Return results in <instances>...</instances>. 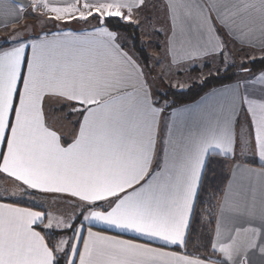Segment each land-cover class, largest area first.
I'll return each mask as SVG.
<instances>
[{
  "label": "snow or ice",
  "instance_id": "obj_1",
  "mask_svg": "<svg viewBox=\"0 0 264 264\" xmlns=\"http://www.w3.org/2000/svg\"><path fill=\"white\" fill-rule=\"evenodd\" d=\"M29 2L42 24L86 27L42 29L0 49V174L15 185L0 191V264H264V71L249 75L245 61L229 62L224 41L264 49V0L163 3L170 65L207 67L208 58L223 57V72L240 76L219 103L199 110L195 128L184 113L165 115L172 105L153 98L144 67L120 40L119 29L140 27L151 0ZM25 12V4L0 0L5 19L18 22ZM257 84L258 98L249 91ZM53 103L67 109L64 119L75 117L67 134L50 123ZM237 148L261 168L240 163ZM218 157L232 159L234 179L204 252H190L202 181ZM37 195L70 199L80 211L65 218L18 206ZM97 225L136 239L93 231ZM53 228L71 235L53 245L43 234Z\"/></svg>",
  "mask_w": 264,
  "mask_h": 264
},
{
  "label": "crops",
  "instance_id": "obj_2",
  "mask_svg": "<svg viewBox=\"0 0 264 264\" xmlns=\"http://www.w3.org/2000/svg\"><path fill=\"white\" fill-rule=\"evenodd\" d=\"M53 2L57 3V4H60V3L63 2V0H53ZM152 2L156 3V5H158V7L160 6V8L163 9V3L165 2V0H151V3ZM24 15H25V13L19 14L18 22H17V19L15 17H8L7 19H5L3 16H0V31H6V30H9L11 28L12 29H17V28L23 27ZM163 18H164V21L161 23L162 24V28H158V29H161V30H160V32H157V33H160L161 39L164 42V46H166V37L165 36L167 34V29H168V26H169V19L166 18L164 9H163ZM40 32H41V30L39 31V33ZM51 32H54V31H51ZM51 32H46V33H51ZM221 35H223V31H221ZM32 36L34 37L35 34L32 35ZM224 41H225V43L228 46L227 47V51H231L233 49H240V50L250 51V52H254V53H264V49H261L260 47H244V48H242L240 43H238V42H236L234 40H229L227 36L224 37ZM10 46H12V44L8 43L7 46H5L3 48H0V49H7ZM125 50L130 55L133 56V54L128 50L126 45H125ZM166 60L168 61L167 64L169 66H172V68L173 67H178V66H184V64H190V63H195V62L199 61V60L184 61L182 64H179V65H170L171 57L169 56L168 53L166 55ZM157 67H158V65H157ZM144 71H145V69H144ZM145 73H146V71H145ZM259 73L260 72H258V73H250L249 75H259ZM237 77H236V79L233 82H231L229 84L213 88L217 92L216 95H213V89H211V90L205 92L196 101H194L192 103H188V104H185V105H181V106L175 107L173 109H170L169 111H167V113L165 115L166 116H170L173 110H175L178 113H184V115L186 117V123L188 124V126L193 127V128L198 127V123H197V120H196V114L199 112V110L204 108L210 102L211 103H219V101L222 99V96L219 95V93H221L225 87H228V86L234 87L235 84H236V81L240 79V76L238 78ZM147 78H148V82H149V84L151 86V91H152L153 98H154L153 82L149 79V77H147ZM259 89H260V85L257 84V85H255L254 88H250L249 91L253 94L254 97L258 98L259 95H260ZM241 91L243 92V89H241ZM45 110L48 113L50 123H52L55 127L59 128L61 131H63L65 134H67V132L72 127V121L75 120V117L74 116H69V117H67V119H64L63 115H64V113L67 112V109H64L63 111H61V110H59V108L54 103L52 105H50V106H46ZM245 120H246V114L244 112H241L239 114V122L242 124V123L245 122ZM237 127H238V125H237ZM236 157L238 158V161L240 163H242L243 165H245L247 167H250V168L255 169V170H259L261 168V163H260L258 157L254 156L250 152H246V151L245 152H241V150L239 148H237ZM220 158H222V159H224L226 161L225 163H226V166H227V179H226V183L224 185L222 196L220 197L219 203H220L221 199L224 196L225 189H226L227 185L230 182H232L233 179H234L233 173H232V165H233L232 159L231 158H223V157H220ZM236 179H238V176L236 177ZM14 186L15 185H14V182H13L12 178L7 177L6 174H0V191L7 190L10 193V192L13 191ZM52 200L66 201L67 204H64L65 206L72 205V201L70 199H57L55 196H52V195H37L34 198H26L25 202L22 203V204H19L18 206H21V207H32V209L34 211H43V212L48 213V210H50V211L54 210L52 208V204H50V202ZM74 210L73 211L76 212L77 214L80 211L79 209H74ZM217 213H218V211H217ZM45 222H47V220H45ZM77 223H79V222H77ZM214 227H215V222H214V226L212 227V230L210 232V237L213 235ZM86 231L87 230L85 229V234H86ZM93 231H103L105 234H108V235H120V237L123 238V239H129V238L136 239L134 234H132V233L119 234V233L116 232L115 229H106L103 225L94 226L93 227ZM49 233L56 234V239L51 241V244H53V245L58 240H60L61 238H67L68 236L71 235V233H63V232H60L59 230H57L55 228H53L52 230L48 231L47 233H43V234H49ZM138 242H144V241L143 240H138ZM157 245H158V242L153 244V246H157ZM257 264H258V257H257Z\"/></svg>",
  "mask_w": 264,
  "mask_h": 264
},
{
  "label": "trees",
  "instance_id": "obj_3",
  "mask_svg": "<svg viewBox=\"0 0 264 264\" xmlns=\"http://www.w3.org/2000/svg\"><path fill=\"white\" fill-rule=\"evenodd\" d=\"M62 28L56 27L55 31ZM43 31L48 32L49 29ZM118 31L119 34H121L128 40L129 47L126 44H123L126 45L133 56L139 60L144 69L147 68L149 55L147 53L145 43L142 42L140 38L139 29L136 28L134 30L132 27H126L121 28ZM133 41L135 42V46H133ZM141 43H143L144 45L142 57L139 55ZM7 45L8 42H5L0 45V48H3ZM260 57L255 58L253 63H248L247 61L249 59L245 60V66L251 68V73L264 71V63L260 61ZM235 64L237 65V63ZM207 65V67H203L204 71L206 72L203 74L202 79H204L205 77L207 78V83H205L203 86H201L202 79L196 80V77L200 76L199 72H201V70H199L197 67H193L192 73L196 72V75L194 76L196 81L191 83L185 89H173L166 86L165 83L160 82V85L154 88V99L159 100L161 104H163L164 101L167 100L172 105V107L168 109L169 111L170 109H173L175 107L192 103L199 99L205 92L213 88L229 84L233 82L237 77V75L234 74L237 72L236 68L231 69L228 73L223 72V68H220L221 72L219 76H217L214 71L212 72V75L209 76V64ZM229 77L231 78L229 79ZM225 162L226 161L224 159L218 157L216 161L209 164L208 168L206 169L205 176L202 181L200 200L196 204V211L197 213L201 214L202 221L199 224H194V227L197 229V231L193 236L195 245L189 244L188 251L190 252L199 251L203 253L204 245L208 244L210 232L212 230V227L214 226L215 216L218 211L219 200L222 196L223 188L227 179V166ZM207 212L212 213V224L207 223V216L205 215V213ZM201 217H197V219H200ZM45 235L50 243L52 240L56 239V234L54 233Z\"/></svg>",
  "mask_w": 264,
  "mask_h": 264
},
{
  "label": "rangeland",
  "instance_id": "obj_4",
  "mask_svg": "<svg viewBox=\"0 0 264 264\" xmlns=\"http://www.w3.org/2000/svg\"><path fill=\"white\" fill-rule=\"evenodd\" d=\"M151 5H155V8L151 7ZM29 13H31L30 5L29 7L26 8L23 27L17 29L11 28L6 31H0V44H3L5 42L11 44V41L16 39L17 36H25V35L32 36L36 33H39V31L42 29L43 30L49 29L48 32H50V31H55L56 27L62 28L64 26H67L70 28H74L76 30H80L86 27L83 24L64 25L53 22L42 24L38 16ZM139 20H140V27L138 29L140 32V38L142 42L145 43V47L149 55V61L147 65L148 67L145 68V71L147 77H149V79L153 82L154 88L159 86L160 82H163L165 83L166 86L171 87L173 89H185L194 81L202 79L203 74L206 71H204V68L202 67L201 60L195 63L184 64V66H178L173 68L172 66H169L167 64L168 61L166 60V55H167L166 46H164V42L161 39L160 33H157L160 32L161 29L158 28H162L161 23L164 21L163 9H161L160 6L158 7L156 3L152 2L150 4L149 9H147L145 13L140 14ZM24 25H28L29 27L25 29ZM13 30H18V31L14 33ZM119 35L121 42H123L129 47L128 40L121 34ZM227 52L230 54L229 62L234 61L235 63H237V65H239L242 60L245 61L248 59L257 58L264 55V53H254L240 49H233ZM222 60L223 57H214V58H208L206 61H204V63L209 64V69L215 67L223 68V64L221 62ZM193 66L201 70V72H199L200 76L196 77V80L194 77L196 75V72L192 73ZM50 204H52V208L54 210L53 211L48 210V213L50 212L55 215L65 214V218L66 215H70L72 212L75 211L70 204H69L70 206L64 205L67 204L66 201L52 200Z\"/></svg>",
  "mask_w": 264,
  "mask_h": 264
},
{
  "label": "water",
  "instance_id": "obj_5",
  "mask_svg": "<svg viewBox=\"0 0 264 264\" xmlns=\"http://www.w3.org/2000/svg\"><path fill=\"white\" fill-rule=\"evenodd\" d=\"M15 2L25 4L26 8L30 5L29 0H15Z\"/></svg>",
  "mask_w": 264,
  "mask_h": 264
}]
</instances>
